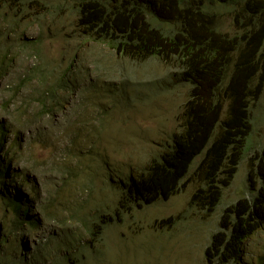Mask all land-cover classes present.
<instances>
[{"label": "rangeland", "instance_id": "374dc122", "mask_svg": "<svg viewBox=\"0 0 264 264\" xmlns=\"http://www.w3.org/2000/svg\"><path fill=\"white\" fill-rule=\"evenodd\" d=\"M53 1L41 0V6ZM51 26V19H48L43 28L48 35L43 49L57 66L66 62L68 69L73 70L74 58L55 54L54 47L59 43ZM222 30L233 33L229 20H225ZM35 32L29 36L34 38ZM18 50L13 48L12 52L17 54ZM84 56L93 67L97 62L95 56L106 64L100 67L102 79H94L90 72L87 76L81 75L82 82L69 94L67 103L58 109L57 123L51 126L49 139L43 135V129L37 132L38 128L50 130L48 121L43 119L37 125L35 117L39 111L25 106L30 94L27 89L18 91L8 118L3 111L4 87L12 82L17 84L25 77L37 64V56L18 59L9 72L10 77L0 81V120L5 123L7 145L4 154L14 160L10 166L13 171L21 170L30 177H22L17 182L21 187H13L10 192L15 194V188H20L21 198H34L38 204L36 212L44 220L36 237H28L30 231H26L19 244L11 249L6 247L0 264H203V248L217 227V212L222 205L234 204L239 197L245 196L243 191L249 169H252V189L258 187L259 156L249 161L245 157L240 162L236 158L231 172L220 175L218 192L204 199L210 202V210L203 218L197 214L198 207L189 208L191 196L203 182V169L197 166L201 160L199 155L192 159L194 167L188 173L187 168L183 171L166 197L156 193L148 205L119 207L118 185L126 181L128 174L138 175L160 154L171 151L172 137L181 127L187 88L174 83L170 87L148 90L147 75L140 65L131 67L137 77L130 84L128 73H121L120 65L114 62L113 52L104 48H86ZM261 64L256 66L253 77L257 82L252 84V90L258 93L252 99L249 141L262 147L264 69ZM19 108L22 110L20 117L14 114ZM115 132L114 143L109 137ZM93 150L98 152L95 154ZM88 156H95L100 162H93V157ZM104 167L108 173L105 176ZM102 200L109 203L107 213L103 211ZM0 219L3 231L10 232L12 216L10 212L5 214L1 203ZM258 221L261 223L260 219ZM169 222L174 223V232ZM263 236L251 239L249 247L256 250L257 242L262 239L264 242ZM37 242L38 250L35 249Z\"/></svg>", "mask_w": 264, "mask_h": 264}, {"label": "trees", "instance_id": "16d2710c", "mask_svg": "<svg viewBox=\"0 0 264 264\" xmlns=\"http://www.w3.org/2000/svg\"><path fill=\"white\" fill-rule=\"evenodd\" d=\"M7 1L0 0V21L10 24L18 14L12 10L16 3ZM67 14L78 19L77 23L72 22L73 29L61 32L67 42L74 36L92 38L96 45L112 49L120 64L146 65L147 69L151 64L156 66L153 72L155 76L160 74L157 77L162 78V83H180L187 88L173 150L139 179L130 177L120 199L134 205L159 189L168 190L170 183L199 155L198 168L203 169L205 179L192 200L203 206L204 197L199 192L209 196L217 193L220 175L231 172L236 158L241 159L249 148L252 157L260 153L264 165V146L258 151L247 140L253 118L251 99L258 93L252 90V84L257 82L253 78L255 68L262 62L260 67L264 69V49H259L264 48V0H82L74 6L70 4ZM225 20H229L233 33L222 30ZM33 50L43 57L40 48ZM7 51H0V74L11 66L13 58L7 60ZM47 64L36 70L46 90L54 85L48 81L53 74L52 70H42L57 69L52 62ZM96 66L102 67V63ZM77 77L72 76L74 81ZM157 81L153 84L158 85ZM67 84L68 79L63 77L55 85L66 89ZM41 101L48 102L45 94ZM3 172L0 169V181ZM251 174L249 170L247 179ZM259 176L256 189L250 187L253 182L248 183L247 190L254 194L243 205L241 225L228 209L220 211L218 230L223 231L229 224L227 237L220 240L221 232L211 236L206 259L209 252L219 249L217 263H226L238 235L253 234L258 217L264 220V170ZM11 205L14 210L25 208L24 203L18 206L8 200ZM226 217L231 222H226Z\"/></svg>", "mask_w": 264, "mask_h": 264}, {"label": "clouds", "instance_id": "9594fccd", "mask_svg": "<svg viewBox=\"0 0 264 264\" xmlns=\"http://www.w3.org/2000/svg\"><path fill=\"white\" fill-rule=\"evenodd\" d=\"M10 1H14L16 3L15 6L12 8V10L18 14V18L14 23H10V24L0 21V51H4L7 49L8 50L7 60L9 59V57H12L13 59L11 61V66H7L6 71L0 74V81L4 78L10 77L9 72L11 71V68L15 63L17 65L18 59L25 58L27 60V59H31L32 57L37 56L33 49L40 48L42 50L43 57L37 56L38 58L37 64L34 65V67L25 77L20 78L17 84H14V82H12L11 84H8L4 87V92L6 93V99L3 102V111L5 112L6 117L8 118L10 108L15 104L17 100L18 91L21 88L27 89L30 94L25 100V106L31 108L32 110L39 111L38 116L35 117L37 118V125H40V122L43 119H46L48 121L50 130H48V128H41V129L38 128L37 132L39 130L41 132V130L43 129L45 131L43 135L47 137V139H49L48 137L51 131V126L53 127L57 123L56 121L58 117V109L62 108L67 103L69 99V94H71V92L74 89H76V86H78L82 82L83 78L81 75L84 74L85 76H87L88 73L90 72V74L93 76L94 79H98V80L102 79L101 69L100 67H97L96 65L99 62L102 63V67L105 66L106 64L98 56H95V59H97V62H94V67L91 66V64L88 63L87 58L84 56L86 48H104V47L100 45H96L94 43V39L89 38V37L74 36L71 41L67 42V40L64 38V34L61 33L62 30L73 29L74 24L72 22H75V23L78 22V19L75 16H70V14H67V12L70 7V4L74 6L75 3L80 2L82 0H67L64 2L54 0L51 4H48V6H41L42 5L41 0H37L35 3H30L26 0H9L7 2H10ZM48 19H51V23H52L51 32L56 35L58 39V43H59L58 45L54 47L55 54H66V55H69V58H74L76 60V66L73 70L68 69L69 65L66 62H64V64L61 67L57 66L51 60V56L49 57L46 54V51L43 49L45 48V43L48 37L46 32L43 30V28ZM61 19H63V21H61ZM35 31H37V36H35L34 38L29 36L32 33H36ZM91 45H94V46L91 47ZM13 48H19L17 54H14L12 52ZM104 49L110 50L113 52L114 62L120 65L119 71L121 73L126 71L128 73L127 75L128 82L130 84H133L134 80L137 77V74L133 72L134 68L131 69V65L136 66L137 64H131V65H126L124 63L120 64L119 56L115 55L112 49H109V48H104ZM51 62L55 64V67H57L56 70L51 69V68L42 70L43 72L47 70L50 73L52 70V74H53L52 79L50 76L48 81L50 83L51 81H53L54 85H52L50 89L46 90V88L42 86L40 83L41 74H38L37 73L38 71L36 70L39 69L43 65H48L47 63H51ZM140 66L144 68L142 72L146 73L147 75V80L145 84H147L148 90L149 88L160 89L163 87L171 86L169 83H162L161 77L155 78L157 76H160V74L155 76V72H153L156 66H153L150 64L149 69L146 68V65H140ZM74 74L78 76L75 79V81L72 78ZM63 77L68 79V84H67L66 89L59 87L58 85H55L56 82H58V80H61ZM155 79L158 80L157 81L158 85L153 84V81ZM71 80H72V83H71ZM159 84L161 86H159ZM144 85L142 86V90L144 89ZM57 89H59L58 92L56 91ZM148 90L147 92L145 90V92L148 93V99H150L151 96ZM44 94L48 98V102L41 101V97L44 96ZM44 106H47V107L44 108ZM21 113H22V110L20 108L17 110V112H14V114H17L18 117H20ZM252 114H253V110H252ZM252 121H253V118H252ZM251 130H252V125L248 132L249 135L247 134L248 135L247 140H249ZM115 134L116 132L112 135V137H109V140L113 141L114 143H115V137H114ZM4 136H5V123L0 120V169L4 171L3 172L4 177L0 181V203H1V206L5 214L7 212H10L12 216V220H11L12 228L10 232L3 231L2 229L3 221L0 219V258L2 254L4 255L6 253V250H5L6 247L11 249V247H14L21 242V239L23 235L26 233V231H30L28 234V237L34 238L39 234V232L44 226V220H43L42 215L40 213L37 214L36 212L35 207L36 205L38 206V204H36L35 199L34 198L33 199L21 198L20 188L19 189L15 188L14 190L15 194H11L10 192V189H12L13 187H21V184L18 185L17 183L18 180H20L22 177L24 178H30V177L28 175H25L21 170H18L16 172L12 170V167L10 168L11 165L13 166L14 160L12 158L6 157V154H4L7 152V145L5 143ZM172 143H173V147L171 151L173 150L174 145H175L174 137H172ZM249 145L250 147L255 146L258 149V151L261 150V148L264 146L263 145L261 147V146L253 145L250 141H249ZM249 150L250 148L248 149V152L244 154V156L241 159L248 157L249 158L248 161H249L250 159L254 158L250 156L251 152H249ZM93 152L96 154L98 150H93ZM169 152H166V153H169ZM166 153L160 154L159 157L152 160L150 165L148 164L149 165L147 166L148 168L147 167L143 168V169L147 168L143 172H146L152 164L160 162L162 156ZM256 156H260V153H258ZM88 157H93V156H88ZM238 159L240 162L241 161L240 157ZM92 161L100 162L99 158L95 156L92 158ZM259 161L260 163L257 165V167H258V171L260 175V173L264 170V167H263V164L261 163L262 161L260 159ZM194 165H195V162H192V161L187 164V166L185 167V169L187 168V173L194 167ZM249 170L252 171V169H249ZM13 172H15L16 175H13ZM143 172L139 173L136 176H134L133 174H128L126 181L118 185L116 197H117V205L119 207L130 206L131 208H133V207L142 205L143 203L147 204L148 201L151 199V197H155L156 193H161L162 197L164 196L166 197L167 191H170L171 189H173V186L175 185L177 181L176 180L174 183H170L168 190H165L163 188L159 189L158 191L150 194L148 197L143 199L141 202L134 204V205H131L128 201L124 199H120V193L122 189L129 183L130 177L132 179H139L140 176H142ZM103 173H104V176L108 174L105 167H104ZM204 179L205 178L203 176V180ZM259 179H260V176L258 177V180ZM249 182H252L251 177L247 179L246 189L243 191L245 196L239 197L234 204L222 205L221 209H219V211L217 212V218L219 216L220 211H222L223 209H228L232 218L237 220L239 225L242 224L240 216L242 212H244L242 211L243 205L245 203L247 204L251 200L254 194V191H249V189L247 190V187L250 186L248 185ZM202 186H203V182H202V185H200L199 189H201ZM250 187L252 188V186ZM6 188L7 190H9V192L5 190ZM199 193H200L199 195H202L204 197L203 199H201V201H204V205L202 206V204L201 205L199 204V206H201L202 208H200L198 205H195L194 202L196 201L192 200V196H193L192 195L191 202L189 203V208L191 209L194 206L198 207L200 210L197 212V214L201 216V218H203V216L210 210L209 208L210 202H207L204 200L206 197H209V194L207 192H202V193L199 192ZM247 195H248V198H246ZM8 200L9 202L12 201L16 203L18 206H19V203L21 204L24 203L25 208L19 209L20 208L19 206L17 210H14L12 205L11 207L8 206ZM102 202H103V211L107 213L109 209V203H106L104 200H102ZM235 212H239V213L236 215ZM100 215L101 213L98 211L97 216L99 217V219H100ZM217 218L215 219V221H217V224H218ZM258 219L261 220V223H258V226L253 234L248 236L245 233H241L240 235H238L239 240L233 241L232 249H231V256L229 260L224 264H253L254 260H255L254 264H264V259H261L262 261H260V258H264L263 239L260 242H257L258 248L256 250L254 248L249 247V244H248L251 239L258 238L259 235L264 234V226H263L264 220H262L260 217H258ZM258 219L256 222H259ZM136 221H138V217H136ZM225 221L227 222V217ZM144 224H146V222H144ZM169 225L172 228L171 232H174L176 230L174 223L169 222ZM140 228L145 229L144 226H140ZM226 228H227V231L225 230ZM226 228L223 231H221V230H218V225H217L214 231L210 234L209 240L203 248L204 249L203 251L204 263L203 264H218L217 255L220 250L217 249L216 251L209 252V257L206 259V255H205L206 248L210 247L211 236L217 232H221L219 234L220 240H223L222 237L225 239L227 237L225 233L227 234L229 230L228 226ZM38 242L35 248L36 250H38L40 247ZM261 250L263 251L262 254H261Z\"/></svg>", "mask_w": 264, "mask_h": 264}]
</instances>
